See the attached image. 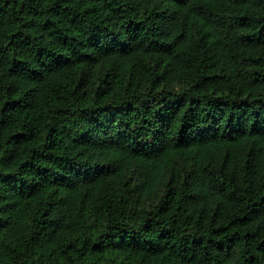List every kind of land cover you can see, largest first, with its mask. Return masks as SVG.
Here are the masks:
<instances>
[{
	"label": "trees",
	"instance_id": "obj_1",
	"mask_svg": "<svg viewBox=\"0 0 264 264\" xmlns=\"http://www.w3.org/2000/svg\"><path fill=\"white\" fill-rule=\"evenodd\" d=\"M0 264H264V0H0Z\"/></svg>",
	"mask_w": 264,
	"mask_h": 264
}]
</instances>
